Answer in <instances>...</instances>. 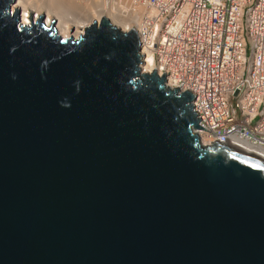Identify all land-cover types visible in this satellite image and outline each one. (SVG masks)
I'll return each instance as SVG.
<instances>
[{"label":"water","instance_id":"obj_1","mask_svg":"<svg viewBox=\"0 0 264 264\" xmlns=\"http://www.w3.org/2000/svg\"><path fill=\"white\" fill-rule=\"evenodd\" d=\"M0 0V264H264V155L204 147L197 95L104 17L78 39ZM209 132V131H208Z\"/></svg>","mask_w":264,"mask_h":264},{"label":"built area","instance_id":"obj_2","mask_svg":"<svg viewBox=\"0 0 264 264\" xmlns=\"http://www.w3.org/2000/svg\"><path fill=\"white\" fill-rule=\"evenodd\" d=\"M115 2L135 18L150 73L197 95L194 112L209 131L199 136L264 154V0Z\"/></svg>","mask_w":264,"mask_h":264},{"label":"bare ground","instance_id":"obj_3","mask_svg":"<svg viewBox=\"0 0 264 264\" xmlns=\"http://www.w3.org/2000/svg\"><path fill=\"white\" fill-rule=\"evenodd\" d=\"M16 9L21 11L22 25L32 26V15L34 23L45 16L46 25L52 27L56 22L57 33L68 39H78L94 22L100 23L104 17L124 32L132 31L136 24L132 14L122 12L115 0H17L12 5L13 13ZM142 70L148 73L153 70V57L151 54L146 55V51ZM199 133L202 145L208 147L209 143L203 138V133Z\"/></svg>","mask_w":264,"mask_h":264},{"label":"rangeland","instance_id":"obj_4","mask_svg":"<svg viewBox=\"0 0 264 264\" xmlns=\"http://www.w3.org/2000/svg\"><path fill=\"white\" fill-rule=\"evenodd\" d=\"M106 2H109V0H105ZM111 1V0H110Z\"/></svg>","mask_w":264,"mask_h":264}]
</instances>
